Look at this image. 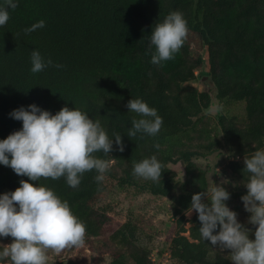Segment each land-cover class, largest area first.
I'll use <instances>...</instances> for the list:
<instances>
[{"label":"trees","instance_id":"16d2710c","mask_svg":"<svg viewBox=\"0 0 264 264\" xmlns=\"http://www.w3.org/2000/svg\"><path fill=\"white\" fill-rule=\"evenodd\" d=\"M172 11L183 14L188 37L174 59L156 65L151 62L155 50L150 46L151 32ZM9 15L0 27V140L22 127L9 113L36 104L51 114L64 106L85 111L100 121L110 138L121 134L124 144V151H119L113 137L108 156L95 154L111 162L107 182L98 183L95 170L86 172L76 188L63 177L29 182L51 188L69 203L85 223L92 249L109 255L106 264H154L147 248L137 242L134 223L114 222L101 204L113 189L171 202L177 230L168 251L175 261L233 264L219 253L210 258V242L201 237L198 214L193 210L186 219L185 213L192 195L208 190L206 171L195 159L213 153L216 142L209 140L197 148L195 140L210 137L212 130L202 115L214 101L244 107L241 116L217 113L223 143L231 154L226 167L241 182L234 196L247 193L250 174L244 158L264 150V0H17ZM39 20L45 21L43 28L24 33ZM33 50L63 67L49 66L33 74ZM205 64L208 68L202 73ZM198 76L209 77L213 95L190 84ZM137 98L162 117L158 135L127 136L132 119L139 117L126 105ZM153 155L164 168L161 184L133 175V163ZM170 165L182 167V180ZM22 179L28 177L0 164V194L14 191ZM225 203L233 211L239 209V204L231 208ZM8 260L0 258V264L12 263Z\"/></svg>","mask_w":264,"mask_h":264},{"label":"clouds","instance_id":"9594fccd","mask_svg":"<svg viewBox=\"0 0 264 264\" xmlns=\"http://www.w3.org/2000/svg\"><path fill=\"white\" fill-rule=\"evenodd\" d=\"M17 7V0H4L0 4V27L10 19L9 9ZM45 26L44 20L25 28V34ZM189 28L183 14L172 11L152 29L150 46H155L151 57L153 64L174 59L185 41ZM33 74L46 67L62 68L39 51L30 56ZM126 107L139 117L133 118L127 136L137 133L158 135L163 119L155 108L140 98L130 99ZM215 112H222L217 104ZM12 119L22 122L19 130L0 140V164L10 167L18 176L20 186L14 191L0 194V237H12V242L0 250V258H9L12 264H47L48 250L60 254L65 249L80 248L86 243V225L75 216L69 203L62 200L51 188L33 184L40 178L58 180L65 178L68 186L76 188L86 172L95 170V180L105 179L110 170L107 160L96 153L108 154L115 145L121 152L124 144L121 134L110 138L99 120L78 108L61 107L51 114L36 104L21 106L9 113ZM155 147L159 148L156 144ZM245 169L250 174L241 197L244 209L250 213L248 223L256 225L254 239H249L251 229L237 219V213L225 203L230 193L214 184L208 192H197L191 197L188 214L194 210L200 222L199 232L221 250L229 249L234 264H264V150H257L251 158H244ZM162 163L155 155L133 163V175L161 184ZM210 203H205L204 198ZM219 226V231H216Z\"/></svg>","mask_w":264,"mask_h":264},{"label":"rangeland","instance_id":"374dc122","mask_svg":"<svg viewBox=\"0 0 264 264\" xmlns=\"http://www.w3.org/2000/svg\"><path fill=\"white\" fill-rule=\"evenodd\" d=\"M205 64L202 69V73L207 70ZM198 74V73H197ZM191 85L197 87L199 90L208 89L214 93V89L208 76H198V79L190 82ZM219 104L223 106L224 112L231 114L243 115L244 107L242 103H217L214 101L212 105L203 111L202 121L206 123L207 127L211 128L209 138H196V147L198 144L206 143L209 140L216 142L213 153L205 158H197L195 162L206 171V177L208 182V190L214 184L224 187L230 193V207L233 204H239V209L235 211L237 213L238 221L246 228L248 225V218L250 213L244 209L243 201L241 197L234 196L237 192V188L241 187V182L233 177L230 171L226 167V163L230 159V151L225 146L220 134V129L217 124V112L213 109ZM203 150V149H202ZM111 164V162L109 163ZM170 168L175 170L179 179H183V170L179 165H170ZM109 179V178H108ZM106 181V179H105ZM107 182V181H106ZM208 203H210L205 197ZM101 204L105 205L108 209V213L114 222H125L131 220L136 227L137 242L147 248L150 252V257L154 264H181L169 255V243L171 238L176 233V218L172 216V204L164 197H156L149 194L131 195L126 191H119L113 189L106 194L101 200ZM193 215L185 213V218L189 219ZM190 225L189 222L185 223L187 228ZM188 233H184L187 235ZM249 239H254V232H249ZM12 237H0V246L8 245L12 242ZM92 244L86 239V243L83 247L65 249L60 254H56L52 250H48L47 264H106L110 257L104 252H95L92 249ZM210 258L215 253H219L224 257H228L231 261V254L229 249L221 250L219 246H213L210 243ZM233 264L234 262L231 261ZM10 263V260H8ZM12 264V263H10Z\"/></svg>","mask_w":264,"mask_h":264},{"label":"water","instance_id":"95a60500","mask_svg":"<svg viewBox=\"0 0 264 264\" xmlns=\"http://www.w3.org/2000/svg\"><path fill=\"white\" fill-rule=\"evenodd\" d=\"M255 227H256V225H253V224H250V223H248V225H247V228L253 230V232L255 231Z\"/></svg>","mask_w":264,"mask_h":264},{"label":"built area","instance_id":"2783aa9c","mask_svg":"<svg viewBox=\"0 0 264 264\" xmlns=\"http://www.w3.org/2000/svg\"><path fill=\"white\" fill-rule=\"evenodd\" d=\"M197 73H198V72L196 71L195 74L197 75Z\"/></svg>","mask_w":264,"mask_h":264}]
</instances>
